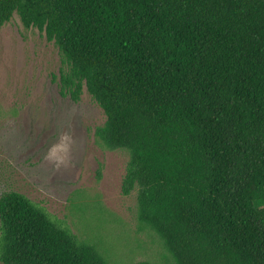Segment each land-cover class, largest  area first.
I'll return each instance as SVG.
<instances>
[{
	"label": "trees",
	"instance_id": "obj_1",
	"mask_svg": "<svg viewBox=\"0 0 264 264\" xmlns=\"http://www.w3.org/2000/svg\"><path fill=\"white\" fill-rule=\"evenodd\" d=\"M16 14L59 49L62 93L104 111L172 264H264V0H0V29ZM0 220L2 264H111L21 193Z\"/></svg>",
	"mask_w": 264,
	"mask_h": 264
},
{
	"label": "rangeland",
	"instance_id": "obj_2",
	"mask_svg": "<svg viewBox=\"0 0 264 264\" xmlns=\"http://www.w3.org/2000/svg\"><path fill=\"white\" fill-rule=\"evenodd\" d=\"M62 65L57 46L17 14L0 29V195H25L111 264H172L139 221L136 191L123 194L129 153L98 144L107 117L86 87L79 101L62 93Z\"/></svg>",
	"mask_w": 264,
	"mask_h": 264
}]
</instances>
